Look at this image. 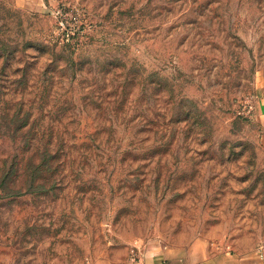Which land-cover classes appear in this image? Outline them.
<instances>
[{"label":"rangeland","instance_id":"374dc122","mask_svg":"<svg viewBox=\"0 0 264 264\" xmlns=\"http://www.w3.org/2000/svg\"><path fill=\"white\" fill-rule=\"evenodd\" d=\"M263 85L264 0H0V155L28 115L87 142L46 193L0 198V264L264 255Z\"/></svg>","mask_w":264,"mask_h":264},{"label":"trees","instance_id":"16d2710c","mask_svg":"<svg viewBox=\"0 0 264 264\" xmlns=\"http://www.w3.org/2000/svg\"><path fill=\"white\" fill-rule=\"evenodd\" d=\"M69 39L71 40V38ZM70 40L66 39L63 45L73 55L78 42L76 44L69 43ZM167 92L174 97L172 88L167 89ZM29 117V115L22 116L16 128V132L21 133V151L15 154L0 155V198H18L46 193L47 187H54L59 181L53 172L56 168L61 167L59 158L63 147L68 142L73 145L87 143L84 139H56L53 141V139H44L43 135L36 138V134H33L30 129ZM111 127L113 128L112 124H110ZM37 134H40L39 131ZM39 189L41 190L38 192Z\"/></svg>","mask_w":264,"mask_h":264},{"label":"crops","instance_id":"0c3cea01","mask_svg":"<svg viewBox=\"0 0 264 264\" xmlns=\"http://www.w3.org/2000/svg\"><path fill=\"white\" fill-rule=\"evenodd\" d=\"M256 112L264 126V85L261 87ZM103 264H264V255L246 257L232 252H215L207 243L197 241L186 249L167 248L143 253L126 262Z\"/></svg>","mask_w":264,"mask_h":264}]
</instances>
